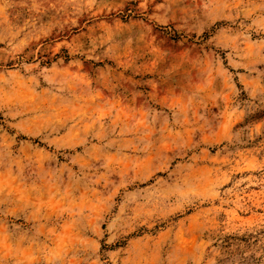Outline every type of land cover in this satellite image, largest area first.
Returning a JSON list of instances; mask_svg holds the SVG:
<instances>
[{"label":"rangeland","instance_id":"obj_1","mask_svg":"<svg viewBox=\"0 0 264 264\" xmlns=\"http://www.w3.org/2000/svg\"><path fill=\"white\" fill-rule=\"evenodd\" d=\"M0 264H264V0H0Z\"/></svg>","mask_w":264,"mask_h":264}]
</instances>
